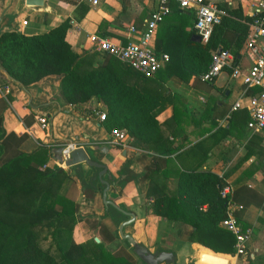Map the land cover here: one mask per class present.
Returning <instances> with one entry per match:
<instances>
[{
  "label": "crops",
  "instance_id": "1",
  "mask_svg": "<svg viewBox=\"0 0 264 264\" xmlns=\"http://www.w3.org/2000/svg\"><path fill=\"white\" fill-rule=\"evenodd\" d=\"M42 1L41 6L31 7L24 5L22 0H12L6 10L9 17L1 20V30L35 35L45 33L67 20L64 39L71 50L78 56L95 51V60L100 61L101 54L91 47L88 35L106 36L112 42L122 44L136 40L135 35L128 36L127 27L132 25L138 32L142 31L143 20L154 9L157 0ZM208 1L221 10L238 8L244 16L251 17L256 9L264 15V0ZM6 2L0 0V12ZM168 7L169 13L155 28L152 46L156 54H167L170 64L163 63L148 79L131 75L129 80L159 100L155 119L160 123L162 138L172 141L174 149L160 157L170 159V163L164 166V161L158 160L160 169L146 174L151 167L149 156L153 150L136 144L128 136L122 143L116 142L97 117V114L104 112L101 102L91 98L78 104L65 103L59 94L58 75H47L22 87L0 72V98L5 95L9 98L2 111L1 126L5 133L27 135L19 147L23 152H31L39 146L46 148L47 159L41 167L51 168L57 163L45 145L48 139L72 140L74 146L86 148L91 160L104 166L105 173L101 178L108 184L107 199L117 208L102 201L104 184L97 177L101 168L84 162L68 167L62 163L56 165L68 171L72 180V185L64 184L62 188L77 204L78 218L71 229V238L75 243H83L90 237L103 238L104 230L98 228L100 225L111 233L117 232L119 224L131 219L127 214L130 213L133 218L121 227L122 233L131 236L150 252L170 251L174 256L173 264H262L264 130L253 132L247 129L248 112L245 108L229 111L231 103L243 88L239 80L229 76V69L220 72L223 77L219 74L210 82L202 81L199 76L186 77L180 71L176 64L179 63L185 35L189 33V40L193 42L200 41L192 38L195 35L192 29L193 11L178 8L173 0H169ZM22 21H25L24 25ZM225 35L230 38L233 34L227 30ZM243 44L237 56L230 53L236 64L245 67L251 63L252 57ZM230 80L234 81L237 89L232 102H225V97L231 91L228 87ZM37 115L47 119V130L39 127L35 121ZM229 120L233 122V127L212 145L214 137L210 134L218 126H227ZM212 121L215 125L210 124ZM199 141L203 145L192 149L191 155L187 154V148ZM90 145L101 148L91 150ZM205 148L208 149L207 156L199 161L198 155ZM181 168L207 169L224 176V183L230 186L232 195L234 193L233 200L242 206L240 211L235 212L237 221L242 228L250 230L244 256L214 252L197 242L187 241L186 232L191 229L190 225L179 222L177 233L169 221L152 214L150 199L145 197L147 185L151 181L166 193L173 192L176 169ZM23 218L19 217L18 220ZM218 225L222 227L220 223ZM117 240L110 245L121 242V239Z\"/></svg>",
  "mask_w": 264,
  "mask_h": 264
},
{
  "label": "trees",
  "instance_id": "2",
  "mask_svg": "<svg viewBox=\"0 0 264 264\" xmlns=\"http://www.w3.org/2000/svg\"><path fill=\"white\" fill-rule=\"evenodd\" d=\"M222 10L224 14L213 25L205 43L193 42L189 40V33L185 35L176 64L184 76L200 77L207 70L214 51L228 50L238 55L251 17L242 15L238 8ZM67 28L64 20L47 32L35 35L1 30L0 67L24 86L47 75H58L59 94L65 103L78 104L91 98L101 102L104 112L100 122L108 133L113 129L122 130L136 144L153 150L149 156L151 167L146 174L160 169L158 160H163L164 166L170 163V159L160 157L174 149L172 141L162 138L160 123L155 119L159 100L129 80L131 75L142 80L149 77L106 52L99 51L100 61L95 60V51L78 56L64 39ZM227 30L233 34L230 38L225 35ZM166 64H170L169 57ZM8 101L6 95L0 98V264H137L139 260L133 253L121 249L119 244L111 246L112 249L106 246L120 237L101 225L98 228L104 230V236H97L98 242L93 237L83 243L72 240L71 229L78 218L77 204L62 188L64 184L72 185L70 174L56 165L41 167L47 159L43 146L31 152L21 151L25 133L4 132L2 111ZM232 127L230 120L227 126H218L210 134L214 137L212 145ZM202 145V141L194 143L187 148V154ZM207 151V148L202 150L199 161L207 156ZM175 177L176 186L170 193L157 183L150 181L147 185L145 197L150 199L152 214L169 221L177 233L179 222L190 225L187 241L197 242L214 252L234 254L233 235L218 225L225 216L226 198L219 195L224 176L207 169L181 168L176 169ZM19 217L24 218L18 220ZM46 239L49 245L42 247L40 242ZM121 241L131 250L125 239Z\"/></svg>",
  "mask_w": 264,
  "mask_h": 264
},
{
  "label": "built area",
  "instance_id": "3",
  "mask_svg": "<svg viewBox=\"0 0 264 264\" xmlns=\"http://www.w3.org/2000/svg\"><path fill=\"white\" fill-rule=\"evenodd\" d=\"M173 1L178 8L193 11L192 29L199 37V41L205 43L213 25L219 23L224 12L208 0ZM168 2L169 0L156 1L154 9L143 20L142 31L138 32L132 25L127 27L128 36L135 35L136 40H128L123 44L114 43L106 36L89 34L88 40L91 47L96 51L113 55L142 76L151 77L163 63L168 61L167 54H156L152 46L157 24L169 13ZM257 13L256 9L247 23L248 31L243 42L244 49L252 57L251 63L245 67L240 66L234 62L228 50H217L211 53L208 68L200 75L202 81L210 82L221 71L230 70L229 76L239 80L243 88L239 96L231 103L229 111L245 108L248 112L246 127L253 132L264 130V15H256ZM21 24L24 25L25 21ZM97 117L99 120L102 119L103 113L97 114ZM35 121L42 130H47V119L43 115L35 116ZM109 134L120 143L127 138L122 130L113 129ZM45 145L49 149L56 146L52 142H46ZM62 158L64 159L63 155ZM55 164L59 165V163ZM219 195L226 198L225 216L219 223L233 235L234 255L242 256L245 254L246 242L250 236V230L242 228L235 216V212L240 211L242 206L233 200L231 188L227 183L221 186Z\"/></svg>",
  "mask_w": 264,
  "mask_h": 264
},
{
  "label": "water",
  "instance_id": "4",
  "mask_svg": "<svg viewBox=\"0 0 264 264\" xmlns=\"http://www.w3.org/2000/svg\"><path fill=\"white\" fill-rule=\"evenodd\" d=\"M19 1L21 2V0H19ZM11 2H12V0H7L6 5L4 6V8L0 12V31H1V20L5 17H9V15L7 16L8 13H6V10L11 5ZM22 2L26 6L38 7V6L42 5L43 1L42 0H22ZM192 38L195 39L196 41H199V37L197 35H193ZM0 72H2V74H4L5 77L10 79L11 81H13L16 84L24 87V85H22L21 83L17 82L14 79H12L1 67H0ZM48 142H52L53 144H56V146L51 147L49 150V153H50L52 159L57 163H60V164L62 163L63 166H65V167L74 165L76 163L84 162L89 166L101 168L97 172V177H98L99 182L104 184V188L102 190V201L105 205L110 204L113 207H115V205L107 199L106 189L108 187V184L106 181L102 180V178H101V176L104 175V173H105V168H104V166L100 165L96 161L91 160L88 157V155L86 153V148L74 146L73 141L67 140V139L61 140V141L48 139L47 143ZM57 144H59V145H57ZM100 148H101V146H99V145H90L89 146V149H91V150H94V149L100 150ZM62 155L64 156V159L62 158ZM115 208H117V207H115ZM118 210H120V209L118 208ZM124 213H126V212H124ZM127 214H129L131 216V219L126 220V221L122 222L121 224H119L117 231H118L119 237L121 239H125L127 241V243L130 245L131 252L133 253V255L139 261H141L144 264H159L161 262H164L167 264H173L174 263V256L170 251H153V252H150L142 244L134 241V239L131 236L122 233L121 227L124 224L129 223L133 218V216L130 213H127ZM93 240L95 242H98L97 237H93Z\"/></svg>",
  "mask_w": 264,
  "mask_h": 264
},
{
  "label": "rangeland",
  "instance_id": "5",
  "mask_svg": "<svg viewBox=\"0 0 264 264\" xmlns=\"http://www.w3.org/2000/svg\"><path fill=\"white\" fill-rule=\"evenodd\" d=\"M220 75H222V77H223V73H219ZM218 74V75H219ZM228 87H229V89L231 90L230 92H229V94L225 97V102H232V100L234 99V96H235V92H236V89H237V87H234V81L233 80H230L229 81V85H228ZM118 229V228H117ZM117 235L119 236V234H118V231H117ZM120 239V238H119ZM115 241H118L117 240V238H116V240H114V241H112V242H110V243H107L106 244V246L107 247H109L110 249H112L111 248V245L110 244H112V243H114ZM121 241V240H120ZM40 244H41V246L42 247H47L48 245H49V241L46 239V240H42L41 242H40ZM120 246V248L121 249H124V250H126L127 252H131V250H130V248L129 247H127V246H125V244H124V242L123 241H121V242H119L118 243ZM137 264H140V262L139 261H137Z\"/></svg>",
  "mask_w": 264,
  "mask_h": 264
}]
</instances>
